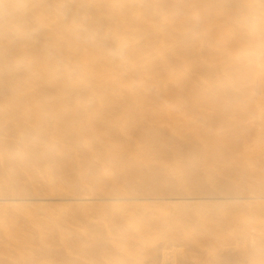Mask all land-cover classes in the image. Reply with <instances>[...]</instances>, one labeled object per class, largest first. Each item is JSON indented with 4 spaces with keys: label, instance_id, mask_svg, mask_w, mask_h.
I'll use <instances>...</instances> for the list:
<instances>
[{
    "label": "bare ground",
    "instance_id": "1",
    "mask_svg": "<svg viewBox=\"0 0 264 264\" xmlns=\"http://www.w3.org/2000/svg\"><path fill=\"white\" fill-rule=\"evenodd\" d=\"M0 110L15 137L92 140L22 162L0 146V203L85 200L129 218L173 204L172 237L193 214L254 241L263 250L243 254L264 264V0H0ZM115 116L143 119L118 125L126 146L102 138L124 136ZM72 145L90 156L64 159Z\"/></svg>",
    "mask_w": 264,
    "mask_h": 264
},
{
    "label": "rangeland",
    "instance_id": "2",
    "mask_svg": "<svg viewBox=\"0 0 264 264\" xmlns=\"http://www.w3.org/2000/svg\"><path fill=\"white\" fill-rule=\"evenodd\" d=\"M119 117H111V119L109 118L110 122L108 119L107 122L108 124L114 123L109 126H116V130L124 135L121 136L123 139L118 137L113 142L106 136V132L102 133V138L107 143L117 144L119 141L120 144L117 145H123L124 139L127 141L125 144L132 143L133 141L126 135L130 129L122 130L118 125L127 121V123L132 122V126L136 125L135 123L139 125L143 119L136 118L137 120H135V117H130L131 119L120 117L118 119ZM2 118L0 116V121L6 120L4 116ZM23 119L16 117L10 120L29 122V119ZM50 119L57 120L58 118L51 117ZM159 119L156 118L155 121L158 120L161 127L173 133L171 120L177 119L179 122L184 120L181 115H177V118L171 120ZM239 119L241 118L235 117L233 120ZM0 130L2 135H0V146H10L13 157L20 162L28 160L37 149H45L48 146L53 152L61 154L64 145H71L75 141H80L82 147L88 142L92 143L91 138L77 136L79 135L78 130L72 132V134L75 133L74 137L80 138V140L73 139L74 142L54 137L43 139L39 135L28 140L26 137H15L5 133L4 129ZM9 130H17V128H9ZM14 137H18V139L14 140ZM19 137L25 140H20ZM192 137H189L190 140L194 139L191 142H199V144L214 141H210V138L205 140L196 136ZM40 139H43L42 142ZM176 139H179L177 144L181 141V143H188L186 137ZM263 143L264 141L259 144L262 146ZM125 144L123 146H126ZM76 146H66L69 148L64 152L66 154L63 153L64 157L70 156V153L71 155L74 153L85 157L90 156L91 152L88 148ZM208 154L207 151L206 155ZM69 156L64 159H68ZM91 159L93 162L99 161L96 153L92 155ZM105 180L107 181L106 175L102 178V181L105 182ZM96 203L85 200L59 199L52 202L41 201L38 204L31 202L0 203V264H252L250 258L243 253L263 250L256 246L254 241L241 233L238 234L233 229L201 228L193 214H189V216L194 220L188 221L189 227L179 232L181 236L172 237L175 232L172 226L178 225L179 227L181 224L173 221V216L175 213H180L178 210H184V208L176 207L173 204L155 201L138 202L129 205V209L138 212L134 217L129 218L115 215L121 207H103L104 204ZM196 209L210 212L217 210V206L207 204ZM112 213H114L113 216L110 215ZM105 215L109 218L104 220L103 216ZM208 224L211 226L213 222H208Z\"/></svg>",
    "mask_w": 264,
    "mask_h": 264
}]
</instances>
